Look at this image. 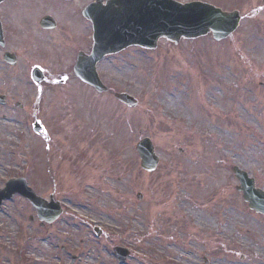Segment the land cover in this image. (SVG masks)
I'll return each instance as SVG.
<instances>
[{
    "label": "rangeland",
    "instance_id": "374dc122",
    "mask_svg": "<svg viewBox=\"0 0 264 264\" xmlns=\"http://www.w3.org/2000/svg\"><path fill=\"white\" fill-rule=\"evenodd\" d=\"M202 1L240 10L241 27L220 43L161 39L156 50L132 47L104 59L109 95L79 81L60 84L69 87L54 99L57 135L36 138L31 83H4L3 91L28 96V106L0 108V188L25 176L65 212L42 225L25 198L5 201L2 264H122L117 245L129 248L124 264H264V216L249 209L232 172L247 171L264 190V0ZM44 3L38 12L63 11ZM171 99L179 108H168ZM147 136L160 157L154 172L136 151Z\"/></svg>",
    "mask_w": 264,
    "mask_h": 264
},
{
    "label": "flooded vegetation",
    "instance_id": "af4514ba",
    "mask_svg": "<svg viewBox=\"0 0 264 264\" xmlns=\"http://www.w3.org/2000/svg\"><path fill=\"white\" fill-rule=\"evenodd\" d=\"M49 1L59 3L63 11L60 14L38 12L44 7L45 0H5L0 3V94L6 97V104L0 108L14 107L24 111L28 96L21 99V96L14 95L16 92L3 91V87L6 81L31 83L39 95L37 99L35 95L31 98L35 106L29 111L28 120L37 122L36 119H40L41 131L37 135L41 138L54 125L55 117L49 110L56 107L55 101L50 103L52 98L63 94L60 84L81 81L76 65L81 54L91 52L93 43L92 26L86 22L83 10L94 0L82 3L78 0ZM45 7L50 6L45 4ZM47 16L53 17L54 21L45 28L41 22ZM18 100L26 103H20L21 109L17 105ZM44 104L49 108L45 109L46 116ZM6 118L5 114L3 119ZM37 172L34 167L33 175Z\"/></svg>",
    "mask_w": 264,
    "mask_h": 264
},
{
    "label": "water",
    "instance_id": "95a60500",
    "mask_svg": "<svg viewBox=\"0 0 264 264\" xmlns=\"http://www.w3.org/2000/svg\"><path fill=\"white\" fill-rule=\"evenodd\" d=\"M95 5L99 4L88 8L86 16L94 23L95 48L102 55L136 44L156 47L161 37L179 42L182 37L196 38L206 35L210 30L220 39L228 36L239 20L237 13H225L202 2L181 4L175 0H109L105 7ZM88 82L99 90H105L97 77ZM117 97L135 105L130 96L118 94ZM138 151L142 166L148 170L155 169L158 158L151 141L143 140ZM234 171L250 207L264 213V192L255 188L254 179L249 178L246 172L238 167ZM16 192L25 195L37 207L39 215L48 221L54 220L61 213L59 207L38 197L24 179L10 181L6 189L0 190V205L4 199L11 198Z\"/></svg>",
    "mask_w": 264,
    "mask_h": 264
},
{
    "label": "bare ground",
    "instance_id": "6f19581e",
    "mask_svg": "<svg viewBox=\"0 0 264 264\" xmlns=\"http://www.w3.org/2000/svg\"><path fill=\"white\" fill-rule=\"evenodd\" d=\"M172 106H177V108H179L178 105L173 101V99L170 100V103L168 104V108H171ZM177 210H178V211H181V210H180V207H178V205H177ZM178 211H177V212H178ZM195 216H196V214H195ZM199 222H200V224L203 225L204 222H205V220H203V219L200 218V221H199ZM153 225H156V224L153 222Z\"/></svg>",
    "mask_w": 264,
    "mask_h": 264
}]
</instances>
